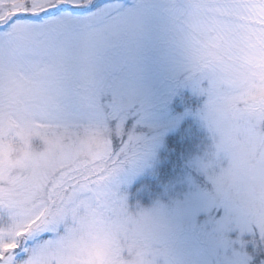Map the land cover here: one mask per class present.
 <instances>
[{
    "label": "rangeland",
    "instance_id": "obj_1",
    "mask_svg": "<svg viewBox=\"0 0 264 264\" xmlns=\"http://www.w3.org/2000/svg\"><path fill=\"white\" fill-rule=\"evenodd\" d=\"M156 2L172 28L184 76L200 83L197 114L217 158L210 179L244 230L264 235V0ZM19 11L4 10L0 23ZM14 31L33 42L17 56H0V180L9 179L0 181V200L15 229L0 235V250L17 246L21 233L26 239L41 235L39 226L47 224L43 231L49 235L23 264H199L198 251L164 235L157 202L136 204L131 212L124 208L140 133L113 127L88 102L102 71L100 53L113 32L104 24L77 22L56 26L44 38L24 20ZM34 129L53 134L43 135L46 148L38 153L28 150ZM113 134L128 140L116 155ZM104 157L108 164L95 167ZM28 163L33 167L25 171ZM52 169L58 176L44 196L42 180ZM101 192H110L114 202ZM118 199L122 209L109 207ZM89 241L96 254L86 247ZM70 244L79 250L74 257Z\"/></svg>",
    "mask_w": 264,
    "mask_h": 264
},
{
    "label": "snow or ice",
    "instance_id": "obj_2",
    "mask_svg": "<svg viewBox=\"0 0 264 264\" xmlns=\"http://www.w3.org/2000/svg\"><path fill=\"white\" fill-rule=\"evenodd\" d=\"M158 9L156 0H64L43 11L14 12L0 23V56H17L33 42L16 35L17 21L38 26L44 38L56 26L107 25L113 34L100 53L102 71L88 102L113 127L122 124L140 133L129 199L157 202L155 216L164 235L198 251L199 264H264V235L245 232L244 221L210 179L217 158L205 128L192 115L200 83L184 76L172 28ZM127 143L118 137L114 153ZM98 195L114 202L110 192ZM46 227L39 226L41 235L18 241L12 251L0 250V264H23L30 249L49 235Z\"/></svg>",
    "mask_w": 264,
    "mask_h": 264
},
{
    "label": "trees",
    "instance_id": "obj_3",
    "mask_svg": "<svg viewBox=\"0 0 264 264\" xmlns=\"http://www.w3.org/2000/svg\"><path fill=\"white\" fill-rule=\"evenodd\" d=\"M52 1L53 0H48V1L47 0L46 1H44V0H0V13L4 12V10L7 11L9 9H16L18 11L19 10H21V11H25V10H27V11H33L35 9V5L38 6V7H40V11H43V9L45 7H49L51 5L50 3ZM62 1H64V0H62ZM172 2H174V1H172ZM199 106H201L199 104V101H198L197 104L193 105L192 115H194L197 119H199L200 122H201V124H202V126L204 127L203 121H201L202 119H200V117L202 115H198L197 114L198 113L197 110H199ZM34 130L35 131L33 133V136L34 135L35 136L34 137H31V139H29L30 140V148L28 150H30L31 152H37L38 153V152H40V151H42V150H44L46 148V141H45L43 135L48 136L47 138H49V137L53 136V134L52 133L50 134V133H47V132H42L41 129H38V130L37 129H34ZM131 130H132V128L125 129L123 127V131H125V133L126 132H130ZM25 133L26 132H24V134ZM29 133H32V132L30 131ZM117 138H118V136H115L114 134L111 135V144H112L111 146H112V149L114 148V143H115V141H116ZM116 153L117 152L114 153V151L112 150V155H116ZM108 162H109V157H104V158H101V159L95 161L94 166L97 167L98 164H102V163L104 164V166H106V164H108ZM38 166L39 167H44L45 169L50 168V164H44L42 161H39L38 162ZM32 167H33V164L28 163L26 165L25 171H27L28 169H31ZM38 170H40V169L38 168ZM52 170L53 171L50 170L48 172V175L49 176L47 178L45 177V179L42 180L43 187H44V190L43 189L42 190H43V195L44 196H47V193H48L47 190H48L49 186L57 179V176H58V175H56L57 174V170H54V169H52ZM1 175H5V173L3 172L2 169H0V178H3ZM8 180L9 179H8V176H7L6 178H4V179H2L0 181L3 184L4 183L7 184V181ZM126 192H127V198H126V201H125V207L124 206L123 207L125 209H127V211L129 210V212H131L130 210H132L136 204L145 205V204L141 203L140 201H131L129 199L128 188H127ZM110 202L111 203L109 204V207L111 206L115 210H120V208L122 207V203H121V201L119 199L117 200L116 203H113L112 201H110ZM4 203L5 202H3V200H0V235L1 234H6V233H8V234H14L15 229L11 228L10 227V224H9L10 223V221H9L10 220V216H9L10 214H9V212L6 213L5 209L1 208L2 204H4ZM61 231H62V229H60L59 232L56 231L55 232V236L56 237H59V234H61ZM245 232H251V231H245ZM257 232L260 235H263L258 230H257ZM237 237L239 238V235H237ZM26 238H27L26 233H21L20 242L22 243ZM72 238L74 239V236L73 235H72ZM35 246H37V244H35ZM55 246H56V244H55ZM15 248H16V246H14L10 250L5 249L4 251H12ZM129 253H130V255H128L129 256L128 259H133L132 258L133 254L131 252H129ZM0 255H2V252H1Z\"/></svg>",
    "mask_w": 264,
    "mask_h": 264
},
{
    "label": "clouds",
    "instance_id": "obj_4",
    "mask_svg": "<svg viewBox=\"0 0 264 264\" xmlns=\"http://www.w3.org/2000/svg\"><path fill=\"white\" fill-rule=\"evenodd\" d=\"M86 247L88 249H90L94 254H96L98 252L97 246L92 241L87 242L86 243ZM78 251H79L78 249H76L75 247L71 246V244H70V246H69V255L70 256H73V257L76 256L78 254Z\"/></svg>",
    "mask_w": 264,
    "mask_h": 264
}]
</instances>
